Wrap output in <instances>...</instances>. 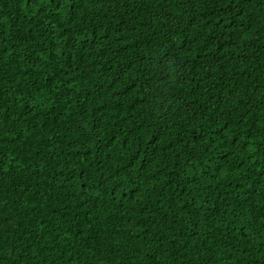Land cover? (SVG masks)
<instances>
[{
    "label": "trees",
    "instance_id": "1",
    "mask_svg": "<svg viewBox=\"0 0 264 264\" xmlns=\"http://www.w3.org/2000/svg\"><path fill=\"white\" fill-rule=\"evenodd\" d=\"M0 264H264V0H0Z\"/></svg>",
    "mask_w": 264,
    "mask_h": 264
}]
</instances>
